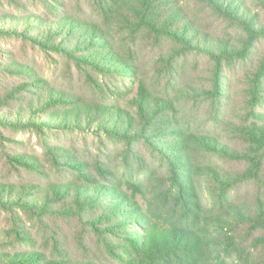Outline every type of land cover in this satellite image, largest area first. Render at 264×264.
Returning <instances> with one entry per match:
<instances>
[{"label":"trees","instance_id":"16d2710c","mask_svg":"<svg viewBox=\"0 0 264 264\" xmlns=\"http://www.w3.org/2000/svg\"><path fill=\"white\" fill-rule=\"evenodd\" d=\"M0 264H264V0H0Z\"/></svg>","mask_w":264,"mask_h":264},{"label":"rangeland","instance_id":"374dc122","mask_svg":"<svg viewBox=\"0 0 264 264\" xmlns=\"http://www.w3.org/2000/svg\"><path fill=\"white\" fill-rule=\"evenodd\" d=\"M21 42V41H20ZM12 53L18 55V48L21 47V43H14L12 42L11 44H8L6 46ZM26 57H35L37 65H35V69L42 75L48 76L49 71L51 67L48 66V63L45 59V56L41 54L38 51H34L31 49H27V56ZM57 65H60L59 63ZM17 140L22 141L24 145L27 146L28 151H38L37 147V140L34 137L30 136H25V135H20L16 137Z\"/></svg>","mask_w":264,"mask_h":264}]
</instances>
